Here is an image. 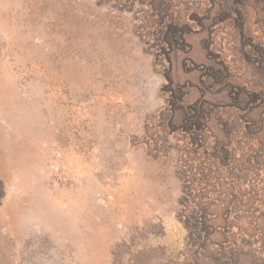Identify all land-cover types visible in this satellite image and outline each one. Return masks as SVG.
<instances>
[{"label": "rangeland", "instance_id": "obj_1", "mask_svg": "<svg viewBox=\"0 0 264 264\" xmlns=\"http://www.w3.org/2000/svg\"><path fill=\"white\" fill-rule=\"evenodd\" d=\"M0 264H264V0H0Z\"/></svg>", "mask_w": 264, "mask_h": 264}]
</instances>
